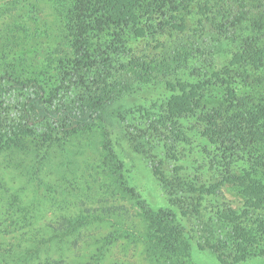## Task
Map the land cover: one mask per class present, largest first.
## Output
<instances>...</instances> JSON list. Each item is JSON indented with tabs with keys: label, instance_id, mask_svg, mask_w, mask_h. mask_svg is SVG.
<instances>
[{
	"label": "trees",
	"instance_id": "16d2710c",
	"mask_svg": "<svg viewBox=\"0 0 264 264\" xmlns=\"http://www.w3.org/2000/svg\"><path fill=\"white\" fill-rule=\"evenodd\" d=\"M53 2L68 52L49 90L0 78V150L25 138L52 142L87 132L135 86L162 85L169 96L141 109L125 131L171 208L153 211L139 198L145 235L118 226L108 243L146 239L151 258L174 261L190 237L187 221L221 264L264 257V214L257 215L264 207V0ZM191 132L207 141L201 154ZM117 162L109 168L121 184ZM228 186L247 194L250 215L233 208Z\"/></svg>",
	"mask_w": 264,
	"mask_h": 264
},
{
	"label": "rangeland",
	"instance_id": "374dc122",
	"mask_svg": "<svg viewBox=\"0 0 264 264\" xmlns=\"http://www.w3.org/2000/svg\"><path fill=\"white\" fill-rule=\"evenodd\" d=\"M68 43L53 0H0V78L35 80L49 90ZM169 94L162 85L135 86L87 132L52 142L25 138L0 150V264H221L209 249L200 248L197 231L187 221L190 237L174 261L151 258L146 239L107 241L120 227L145 235L139 198L153 211L171 208L148 160L125 131L141 109ZM219 95L216 90L213 103ZM191 136L201 154L207 141L194 132ZM113 159L122 168L121 184L109 168ZM183 163L190 170L196 166L192 159ZM248 169L247 163L239 164L242 174ZM225 193L234 209L251 214L241 187L228 186ZM258 213L264 214V207ZM83 218L88 223L71 234ZM240 264H264V257Z\"/></svg>",
	"mask_w": 264,
	"mask_h": 264
}]
</instances>
